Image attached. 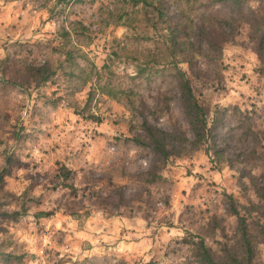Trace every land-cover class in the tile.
<instances>
[{"label": "rangeland", "instance_id": "1", "mask_svg": "<svg viewBox=\"0 0 264 264\" xmlns=\"http://www.w3.org/2000/svg\"><path fill=\"white\" fill-rule=\"evenodd\" d=\"M261 28L264 0H0V264L241 256V218L264 264ZM179 69L213 128L198 149Z\"/></svg>", "mask_w": 264, "mask_h": 264}, {"label": "trees", "instance_id": "2", "mask_svg": "<svg viewBox=\"0 0 264 264\" xmlns=\"http://www.w3.org/2000/svg\"><path fill=\"white\" fill-rule=\"evenodd\" d=\"M213 1L221 2L222 4H227L230 6L234 5V7L243 3V0H213ZM227 22L230 26V31H231V29L234 28V26L232 25L233 23H231L230 21H227ZM199 29H200L199 45L201 44V41L203 40V38H206L205 42H207V44L211 48H214V50L221 48V45L219 42H217L216 37L212 36L215 30L207 31L203 24L200 25ZM225 31H223V33ZM230 31H226V33H229ZM261 33H262V38H264V28H261ZM193 43L194 42L189 41V39L186 42L177 41L174 39L171 46L173 48L182 49L183 45H185L183 60L191 64L193 63V56L190 50H192ZM43 68H46V67L42 65L38 69L43 70ZM178 72H180L181 77H182L180 78V87L182 90V104L187 113V116L189 117L192 130L194 131V139L190 140L192 143L190 148L191 150L198 149V147L204 141V139L209 134H213V128L208 126L206 112L201 106V104L199 103L194 93L193 87L190 84V80L187 77H185V72L182 71V69H179ZM49 76L50 75L47 74L44 76L43 79L48 80ZM148 129L153 134L154 141H155L154 145L156 146L155 148L162 150L163 158L167 159L171 155L172 151L166 148L164 139L166 135H172V134L165 130H157L159 132V135L156 136L150 127H148ZM216 150H217L216 151L217 154L221 153L220 147H217ZM60 170H61V175L63 176L64 179H68L70 177L71 172L73 171L71 168H69L66 165H61ZM66 186H70V184L66 183ZM258 189L261 190L259 194L262 197H264V186L259 187ZM233 210H234L233 212H237V209H233ZM240 226L243 231L242 237H243V244L245 246L244 254H242L241 256H236V254L233 253L232 251L230 252L227 251L225 255L218 258L216 257L212 248L208 246L203 239H199L197 241L192 240L194 244L193 254H194V258L197 264H258L254 262L253 260L254 259L253 246L249 238V235L247 233L248 232L247 227L245 225L243 218H241Z\"/></svg>", "mask_w": 264, "mask_h": 264}]
</instances>
